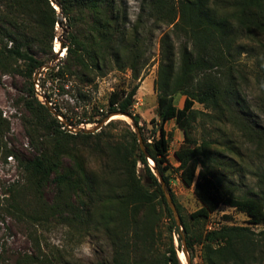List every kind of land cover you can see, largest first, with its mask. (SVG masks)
Listing matches in <instances>:
<instances>
[{
    "label": "trees",
    "instance_id": "1",
    "mask_svg": "<svg viewBox=\"0 0 264 264\" xmlns=\"http://www.w3.org/2000/svg\"><path fill=\"white\" fill-rule=\"evenodd\" d=\"M141 1L143 5L147 4V11L149 8L150 13L172 25L171 30L160 38L157 73L153 81L158 120L151 121L155 122L158 135L150 141L143 137L142 141L179 212L182 230L176 225L161 185L133 130L119 136L110 128L121 120L111 119L104 125L107 128L69 133L66 128H61L64 124L38 98L32 76L46 61L40 59L33 48L49 58L54 56L52 41L58 12L51 0H0V70L7 74L17 72L28 79L27 94L18 99L29 113L24 124L33 149L32 157L20 159L18 153L7 146L3 135L9 125L0 111V159L6 161L8 156L16 157L24 174L23 180L8 182L0 188L3 195L0 199L1 219L9 216L17 220H35L24 205L25 189L39 192L51 186L53 196L49 209L56 212L71 210L73 216L77 210V217L85 229H89L90 219L93 213L96 214L98 222L93 227L109 241L112 253L109 261L99 264H181L178 257V251L182 250L181 232L191 264L193 248L197 245L203 264H264V228L254 231L250 226L223 224L200 233L190 230L170 188L167 172L171 167L169 136L164 127L166 121L173 119L183 133V142L174 151L179 161V176L185 185L193 186L195 196L203 202L189 214L191 219L205 220L209 215V204L214 203L244 212L251 224H264V172L260 173L258 195L238 197L204 166V158L212 156L208 141L203 139L198 143L191 136V122L196 118L195 101L236 114L233 84L222 80L224 75L218 73V68L228 60L231 46L242 31H264V0H234L228 16L217 14L209 0H177V7L170 0ZM54 2L60 6L65 20V41L62 43L65 56L41 74L43 77L38 78L39 81L43 79L40 87L50 81L63 88L67 78H77L84 86H94L97 77L114 68H129L132 78L142 79L139 70L145 63L142 61L144 51L134 38L137 28L130 27L125 5L118 0ZM137 22L138 17L135 24ZM171 35L182 38L177 46ZM138 86L135 83L129 88L113 89L101 112H84L76 122L70 120L60 105L52 103L50 92L44 91L43 95L56 112L73 125L100 121L112 112L135 118L132 105ZM177 93L184 95L181 107L173 101ZM135 122L140 130L139 121ZM249 129L254 131H249L254 140L260 138L252 126ZM73 138H80L92 156H99L98 170L102 177L76 157L82 155L69 145ZM61 156H71L73 167L63 168ZM137 163L143 165L149 183L140 178ZM104 173L114 179L104 177ZM156 201L168 219L171 239L164 250L155 245L161 217ZM173 231L177 234V246L172 239ZM2 250L0 264L5 260ZM36 250L39 251L34 254L19 255L13 264H52L53 259L40 252L38 245Z\"/></svg>",
    "mask_w": 264,
    "mask_h": 264
},
{
    "label": "rangeland",
    "instance_id": "2",
    "mask_svg": "<svg viewBox=\"0 0 264 264\" xmlns=\"http://www.w3.org/2000/svg\"><path fill=\"white\" fill-rule=\"evenodd\" d=\"M118 1L127 8L130 27L136 26L137 28V33H135L137 37L134 38L138 40L141 50L144 51L142 61L145 63L139 70V76L143 75L142 79L132 78L129 68H114L104 76L97 77L94 86H92L93 84L89 87L84 86L77 78H67L63 88L50 81H46L44 86L40 87L39 84L43 82V79L39 81L38 78L43 77L41 74L46 70L45 65L54 64L65 56L64 47L59 52L61 43L65 41L64 21L62 25L55 24L54 26L53 58H49L47 55L41 54L39 49L33 48V52L46 63L36 70L38 71L37 80L34 79L36 71L34 72L32 81L38 98L43 102V92H50L52 103L60 105L61 110L72 122L81 118L84 112L90 113L96 110L101 112L113 89H125L138 83L132 112L139 116L138 124L141 127L142 140L143 137H146L150 141L153 136L158 135L155 122H152L151 119L158 120L153 81L157 73L160 38L171 30L172 25H168L162 18H157L153 12L150 13L149 8L147 11V4L143 5L141 0ZM170 1L177 7V0ZM233 2L234 0H209L216 13L225 16L232 12L230 6ZM137 17L138 22L135 24ZM171 38H174L176 46L182 39L176 38L174 35H171ZM231 47L230 55L227 56L228 60L226 59V63L218 68V73L221 72L224 75L222 80L225 83L232 82L233 84L237 102L233 109L236 114H231L224 109H213L195 101L193 108L196 118L191 122V136L198 143L203 139L208 141L212 156L204 158V166L210 168L212 174L224 186L232 189L238 197L255 196L261 190L260 173L264 172V31L257 29L247 33L242 31L240 37L234 41ZM18 64L21 65L22 62L19 61ZM27 82L28 79L20 73L7 74L0 70V111L9 125V129L3 135V140L8 147L18 153L20 159L30 158L33 154L24 124V121L29 118V113L18 99L20 95L27 94ZM183 99L184 95L177 93L174 95L173 101L177 107H181ZM52 105L50 102V106L53 108ZM53 115L60 120L61 124H64L61 128H66L72 134L82 132L79 127L91 129L99 122L70 125L65 117ZM112 119L121 120L115 122V126L110 128L119 136L127 134V130H133L131 121L126 116ZM250 126L259 133L260 138L253 139L254 136L249 133ZM164 127L169 136L168 160L171 167L167 172L170 174V188L190 230L200 233L210 228H218L223 224L250 226L254 231L263 229L264 224H251L244 212L224 204L210 203L208 206L209 215L205 220H194L189 217V214L200 207L203 202L195 196L193 186L185 185L179 176V161L175 158L174 151L183 142L181 129L177 127L173 119L166 121ZM102 128L107 127L103 125ZM69 145L82 155L76 157L85 166L97 170L98 177H102L98 170L101 162L99 156H92L86 148L88 146L84 145L80 138L71 139ZM238 152L240 155L237 154ZM18 160L14 156H8L6 161L0 159V188L8 182L24 179V174L18 167ZM60 161L63 168L74 165L71 156H61ZM148 164L151 168L153 167L152 160L149 158ZM137 172L145 182L146 174L141 163H137ZM103 176L114 179V176L107 173H104ZM25 190L27 197L24 200V205L26 210L35 216V220H17L9 216H5V219L2 220L0 213V249L3 248L1 253L5 259L2 264H13L19 255L36 253L39 251L36 250L37 245L40 252L42 251L51 260L53 259L52 264H99L110 260L112 253L109 241L99 229L93 227L94 223L98 222L96 214L93 213L90 219L89 229H85L77 217V210L73 216L71 210L56 212V210L49 209L53 196L51 186L39 192L32 188ZM2 196L0 189V199ZM156 205L157 212L161 213V217L158 222L160 233L155 245L158 249L164 250L171 239L167 229L168 219L163 215L161 205L158 202ZM179 230L181 231L180 228ZM171 235L174 245L177 246L176 232L173 231ZM57 254H61L62 257H58ZM180 262L187 264L185 260H180ZM192 264H203L201 249L198 245L193 248Z\"/></svg>",
    "mask_w": 264,
    "mask_h": 264
},
{
    "label": "water",
    "instance_id": "3",
    "mask_svg": "<svg viewBox=\"0 0 264 264\" xmlns=\"http://www.w3.org/2000/svg\"><path fill=\"white\" fill-rule=\"evenodd\" d=\"M51 3L53 4L54 8L57 10L58 12V15H57V21H56V24L57 25H62V23L65 21L64 18L62 17V14H61V11H60V6L54 2V0H51ZM63 30H66V27L63 28ZM63 48V45L61 43L60 47H59V52L62 50ZM52 64H47L45 65V68H48L50 67ZM42 67V66H41ZM40 67V68H41ZM38 68V70L40 69ZM37 72H35L34 74V79L37 80ZM43 103L48 107V109L50 110V112L52 114H57L59 115L56 110L54 108H52L50 106V102L44 97L43 99ZM115 114H120V115H124L126 116L127 118H129V120L131 121V124H132V127H133V131L136 133L137 135V139H138V143H139V146L140 148L142 149V151L145 153V156L147 158H149L150 160H152L149 155L146 153L145 151V147H144V144H143V141H142V138H141V135H140V130H139V127L138 125L136 124L135 120H138L139 119V116L138 115H135V118H133L132 116L126 114V113H121V112H112V113H108L107 115H105L93 128L91 129H86V128H83V127H79L80 129H82V131L84 132H88V131H91V132H95L97 130H99L103 125H105L108 121H110L112 118L111 116L115 115ZM65 123V122H64ZM67 125V123H65ZM152 165L153 167L151 168L153 173L156 175L160 185H161V188L163 190V193H164V196L166 198V201H167V204L169 206V208L171 209V212H172V215H173V218L176 222V225L182 230V225H181V219H180V215H179V212L169 194V191L166 187V184L164 182V180L162 179L160 173L158 172L157 168L155 167L154 165V161L152 160ZM145 182L149 183L150 182V178L149 177H145ZM181 236H182V239H181V244H182V253L184 255V259L186 261L187 264H191V261H190V256H189V253H188V250H187V246H186V243H185V239H184V235L183 233L181 232Z\"/></svg>",
    "mask_w": 264,
    "mask_h": 264
},
{
    "label": "bare ground",
    "instance_id": "4",
    "mask_svg": "<svg viewBox=\"0 0 264 264\" xmlns=\"http://www.w3.org/2000/svg\"><path fill=\"white\" fill-rule=\"evenodd\" d=\"M55 49H57V46H55ZM115 117H125V116H123V115H113V116H111V118H115ZM178 257H179V259L182 260V261L185 260V259H184V255H183V253H182L181 250L178 251ZM182 263H183V262H182Z\"/></svg>",
    "mask_w": 264,
    "mask_h": 264
},
{
    "label": "built area",
    "instance_id": "5",
    "mask_svg": "<svg viewBox=\"0 0 264 264\" xmlns=\"http://www.w3.org/2000/svg\"><path fill=\"white\" fill-rule=\"evenodd\" d=\"M66 126H68L69 127V125H66ZM211 229V228H210Z\"/></svg>",
    "mask_w": 264,
    "mask_h": 264
}]
</instances>
